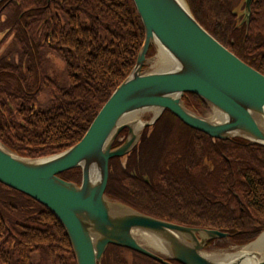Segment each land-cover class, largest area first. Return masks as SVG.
Listing matches in <instances>:
<instances>
[{
    "label": "trees",
    "instance_id": "16d2710c",
    "mask_svg": "<svg viewBox=\"0 0 264 264\" xmlns=\"http://www.w3.org/2000/svg\"><path fill=\"white\" fill-rule=\"evenodd\" d=\"M185 1L212 37L264 75V0H253L244 26L242 0ZM0 36V47L10 43L0 56V142L19 156L39 158L82 138L133 68L144 30L132 0H5ZM182 100L195 113L209 109L197 96L185 94ZM150 130L125 157L110 160L109 199L160 220L228 233L235 246L264 231L263 146L212 139L168 111ZM59 177L79 184L81 172ZM125 251L109 246L100 264H129ZM0 264H77L59 221L2 184Z\"/></svg>",
    "mask_w": 264,
    "mask_h": 264
},
{
    "label": "water",
    "instance_id": "95a60500",
    "mask_svg": "<svg viewBox=\"0 0 264 264\" xmlns=\"http://www.w3.org/2000/svg\"><path fill=\"white\" fill-rule=\"evenodd\" d=\"M5 0H0V3ZM244 1L248 23L253 0ZM144 30L135 64L103 104L82 138L58 153L27 158L0 142V184L33 199L62 225L77 264H100L109 246L140 254L158 264H264V252L242 249L264 241V231L230 251L205 249L228 233L191 228L160 220L105 195L109 162L123 158L138 144L145 128L165 111L183 125L226 141L239 138L264 147V75L212 37L193 17L185 0H132ZM243 23V20H242ZM153 47L157 55L148 58ZM160 52L164 69L149 72ZM185 94L202 99L213 115L189 110ZM151 112L145 121L135 116ZM140 128V129H139ZM138 129V130H137ZM127 131L117 147L118 137ZM79 169V184L60 174ZM149 237L156 249L137 239ZM220 254L213 258L210 254Z\"/></svg>",
    "mask_w": 264,
    "mask_h": 264
},
{
    "label": "rangeland",
    "instance_id": "374dc122",
    "mask_svg": "<svg viewBox=\"0 0 264 264\" xmlns=\"http://www.w3.org/2000/svg\"><path fill=\"white\" fill-rule=\"evenodd\" d=\"M0 38H1V36H0ZM8 50H10V43H9V41H7L6 44H4V45H2V46L0 47V56H1V55H4ZM155 54L157 55V53L155 52V50H154L153 47H152L151 53H150L149 56H148V54H147V57H148V58H151V57L155 56ZM13 56H14V55H13ZM14 57H15V58H14ZM14 57H12V58H13V61L16 60V56H14ZM157 60H158V56L156 57L155 61H154L151 65L145 67L146 70L149 71V72H152V71H157V70H160V69H164V68H163V64H162V65H161V64L156 65ZM51 61L53 62L52 65H53V66L55 65V67H57V61H58V59H57L55 56H53V57L51 58ZM58 65H59V66H62L63 64H62L61 62H58ZM44 101H45V98L43 97V95H41L40 103H43ZM197 114H198V115H201L202 117H209V118L213 115V113L211 112L210 108H209L208 110H206V111H202L201 113H197ZM152 115H153V114H152L151 112H144V113L142 112V113L137 114L135 117H136V118H141V119L147 121V120H149V119L152 117ZM151 127H152V126H151ZM151 127L145 128V129L142 131L140 137H142L145 133L150 134V133H151V130H150ZM126 135H127V131H126ZM126 135H125V137H126ZM140 139H141V138H140ZM140 139H139V141H140ZM171 141H172V138H171L170 142H171ZM147 146H148V147L150 146V147L152 148V146H151V142H150ZM148 147H147V148H148ZM152 150H153V149H152ZM152 153L154 154L155 151H153ZM152 157H153V156H152ZM152 157H150V158H152ZM234 247H238V248H239V246L232 245V244L230 243V241H228V239H227V240L216 241V243H212L210 247H207V248L205 249V251H207V252H212V251H218V250H221V251H225V252H226V251H230V250H231L232 248H234ZM104 254H105V253H104ZM122 254H123L122 256H123L124 258H126V260L129 262V264H146L145 262H142V261H140L139 259H137V257H135V256L133 255V253H132L131 251H129V250L125 251V252L122 253ZM103 256H104V255H103ZM102 258H103V257H102Z\"/></svg>",
    "mask_w": 264,
    "mask_h": 264
},
{
    "label": "bare ground",
    "instance_id": "6f19581e",
    "mask_svg": "<svg viewBox=\"0 0 264 264\" xmlns=\"http://www.w3.org/2000/svg\"><path fill=\"white\" fill-rule=\"evenodd\" d=\"M159 64H167V59L165 58V56L160 52V54H158V60H157V63L156 65H159ZM140 129V128H139ZM138 130V129H137ZM139 239L143 245L149 249H156V245H155V242L153 240H151L149 237H146V236H140ZM243 251L251 254L253 251H259V252H264V241L263 240H259L256 244L254 245H251V246H248V247H245L242 249ZM211 257L213 258H219L220 257V254H216V253H213V254H210ZM251 261V260H249ZM248 260H245L243 262V264H250Z\"/></svg>",
    "mask_w": 264,
    "mask_h": 264
},
{
    "label": "flooded vegetation",
    "instance_id": "af4514ba",
    "mask_svg": "<svg viewBox=\"0 0 264 264\" xmlns=\"http://www.w3.org/2000/svg\"><path fill=\"white\" fill-rule=\"evenodd\" d=\"M250 7H251V6H250ZM244 8H245V7H244V1H243V12H244ZM239 12H240L239 14L241 15V13H242V9H241ZM242 20H243V26H244L245 23H246V22H244V20H245L244 13H243V16L241 15V17H240V22H241V23H242ZM6 43H7V42H6ZM6 43H5V44H6ZM153 141H154V138L151 140V146H152V144H153V143H152ZM137 146H138V145H137ZM137 146H136V147H137ZM136 147H135V148H136ZM147 147H148V146H147ZM148 148H151V147L149 146ZM171 263H173V264H177V263H175V262H171Z\"/></svg>",
    "mask_w": 264,
    "mask_h": 264
}]
</instances>
